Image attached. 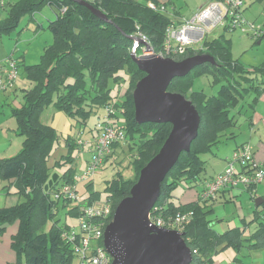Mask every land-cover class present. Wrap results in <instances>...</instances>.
Instances as JSON below:
<instances>
[{"label":"trees","instance_id":"16d2710c","mask_svg":"<svg viewBox=\"0 0 264 264\" xmlns=\"http://www.w3.org/2000/svg\"><path fill=\"white\" fill-rule=\"evenodd\" d=\"M88 2L103 12L107 20L100 19L89 7L72 0H14L6 5L5 0H2L1 3L6 12L0 19V33H8L17 26L21 16L37 11L43 5L57 9L56 17L47 25L53 40L44 46L38 63L26 66L24 77L27 85L20 88L21 104L11 109L17 133L23 136L21 149L14 156L0 158V179H13L16 192L21 198L14 206L0 208V235L8 224L18 221L19 225L12 236L11 246L18 255L13 264H79L63 232L73 229L79 235L78 220L83 215L82 207L99 201L101 195L100 191L93 189L96 172L89 180L78 185L79 189L83 187L82 190L86 192L83 200L82 194L77 201L61 195L59 191L62 186L73 182L79 174L74 172L72 166L62 176L57 174L56 180L45 189L52 176L47 172L46 162L51 142L57 136L51 126L39 119L43 107L52 105L64 111L76 125L86 124L91 113L103 110L102 117L98 116L100 119L91 129V140L80 136L75 141L70 138L66 140L70 148L73 143L77 148L85 145L89 147L90 155L84 167L90 162L94 140L99 135L96 123L108 111L113 126L123 131L124 138L110 145V152L102 157L97 171L104 162L112 159L117 146L122 142L128 146L135 145L133 176L124 178L118 170L105 181V202L111 208L106 222L112 219L115 206L129 194L140 169L156 154L171 129L170 123H137L132 98L135 83L144 75L132 58V54L141 55L139 50L142 49V44L136 43L132 37L140 32L154 51H161L166 28L172 22L168 13L149 7L146 3L148 0ZM149 2L156 6L162 5L156 0ZM263 2L264 0H251L250 4ZM164 6L168 9L166 4ZM173 15L179 21V16L175 13ZM197 54H208L215 63L207 61L199 64L188 74L173 78L167 88L184 95L196 108L200 117L197 135L191 142L190 150L180 153L162 180L159 197L151 212L160 213L163 217L174 216L178 212H193L192 219L182 229L183 239L192 254L190 264H211L212 255L220 244L231 245L238 250L244 246V240L241 238V228L233 227L219 232L213 226L214 221L209 215L214 211L212 204L217 196L208 199L199 197L204 182L214 176L201 177L206 166L202 155L212 152V148L218 145L222 131L234 127L236 113L246 105L250 109L254 108L264 89V63L243 66L233 58L230 39L223 33L215 37H207L205 34L197 46L187 47L183 53L170 57L182 60ZM19 65L20 63L18 67ZM121 69L128 73L127 87L124 94L119 90L121 99L115 101L118 93L111 94V84H119L124 80L118 73ZM201 74H209L212 82L219 83L217 93L206 95L202 90L191 89L194 76ZM232 109L236 111L233 112ZM118 112L124 116V124H118ZM78 139L86 140V144L78 143ZM66 158L63 162L70 160L73 164L72 157ZM59 180L60 184L57 185ZM200 181L201 190L196 189L194 201L182 204L172 199L171 192L180 182L194 189ZM246 189L252 191L251 188ZM223 192L222 190L218 194ZM56 193L59 194L58 197H55ZM60 202L62 208L68 209L66 215L77 219V225L59 224L60 219L55 216ZM86 220L98 222L95 217H87ZM255 220L257 227L247 239V246L264 247V200L256 207ZM48 221L50 224L47 226Z\"/></svg>","mask_w":264,"mask_h":264},{"label":"rangeland","instance_id":"374dc122","mask_svg":"<svg viewBox=\"0 0 264 264\" xmlns=\"http://www.w3.org/2000/svg\"><path fill=\"white\" fill-rule=\"evenodd\" d=\"M192 1L194 0H186V3H183L180 8V10H182L181 12L185 14V16L191 17L194 14L193 13L192 15H190V11L195 9L194 6H191ZM175 2L178 3L179 1ZM243 2L244 5L241 8V14L243 15V17L248 22H253L254 25H259L264 28V11H262L264 10V4H250L249 0H243ZM0 9L1 19L5 16L6 10L4 8ZM55 15H57V9L46 4L33 13H27L21 16L18 20L17 26L14 29L10 30L8 33H0V56H2L3 54L6 55L13 53L20 63L18 68V77L14 85L4 91H0V96H2V98L0 99V114L5 113V115H3V117L1 118L2 122H6L5 117H7L6 119H12L13 122H16L15 117L11 114V109L14 107H19L21 104L22 90L19 86L23 82V84L26 83V78L24 77L26 66L38 63L44 46L52 42V33L49 31V29H47V25L56 17ZM221 33H223L226 38L230 39V49L232 56L234 59H237L238 62L242 63L243 66L250 67L252 65L257 66L264 63V37L257 40L256 37L252 35L250 30L246 29L245 25L237 26L236 28H227L226 30H224L222 26H218L212 32H209L206 35L207 37H214L218 36ZM140 51L141 50H139V53ZM118 73L121 74L124 80H122L119 84H111V94L113 95L117 94L119 90L122 92V94H124L127 87L128 73L125 69L119 70ZM25 86L26 84L23 85V87ZM219 86V83L212 82L211 75L201 74L199 76H194L191 89L202 90L206 95H213L217 93ZM1 93H4V95ZM120 99L121 95L118 93V97H115L114 100L118 101ZM238 108L239 106L237 107V110ZM234 111H236V109H234L233 112ZM102 112L103 110L99 109L98 111L89 115L86 120V124L76 125V122L73 123V120L64 111L57 109L52 105L43 107V109L39 113V119L42 123L51 126L57 136V138H55L53 142H51L49 156L46 162L47 172L50 175L56 173L62 176V174L71 166L74 167L73 169L75 173H80V167L82 166L84 159L88 157V155H90L89 147L85 145L77 148L75 146V143H73L74 145L72 144V148H70L69 143H67L66 140L67 138H70L71 140L74 139L73 141H75L80 135L83 138L90 140L92 133L91 129L93 128L94 123L101 116ZM123 117L124 116L121 115V113H117V118H119L118 124H124ZM243 126L244 124H242V129L245 130ZM232 132L236 135H239V127H229L222 131V135L220 136V142L218 143V145L212 148V152L202 155L203 159H205L206 166L201 174V177L208 178L214 173L219 172L223 168L225 164L224 157L226 155L230 156L231 145L234 144L231 135ZM16 133L17 131L14 130L11 135V139L14 140L12 144L13 151L9 149L10 153L7 152L6 154L11 155L7 156H14L21 149L23 136ZM126 141L128 142V138L126 139ZM117 147L118 148L116 149L112 159L104 162L93 177V189L101 192L99 201H95V203L101 204L105 201L106 193L105 191H103L105 187V181L107 179H110L116 171L119 170L124 178L133 176L134 172L132 169V161L134 158L133 152L135 149V145L131 144L128 146L126 143L122 142ZM66 156L72 157L75 163L73 162V164H71L72 162L70 160L63 162L67 159ZM58 184H60V180L57 182V185ZM201 184L202 183L200 181L199 184L194 187V189H197V191L201 190ZM263 185L264 183H258L260 189L263 188ZM238 187L239 189H245L242 186ZM82 189L83 187L79 189L80 195L82 194L81 200L86 197V192ZM187 189L190 188L186 185V183L182 184L180 182L173 188L171 192L172 199L177 201L182 192ZM232 195H227V200L222 198L221 194L217 195L215 201L212 204V208L214 211L209 215L210 219L214 221L213 226L216 224H224L225 227L233 228L238 224H241L240 217L243 216V214H247L250 218V214L253 210V205H251L253 199H251L250 193L245 191L238 193V196ZM231 196L232 199L229 200ZM59 204V210L55 216L56 219H60L59 224L70 223L77 225L76 218L66 215L68 210L67 207L62 208V203L60 202ZM49 224L50 221L47 222V226ZM249 226L251 229L250 231H252L255 228V222L250 223ZM243 245V248L248 249L246 246V242H243ZM233 250V246L225 245L222 243L217 247L212 257L215 260H219L222 264H227L229 263V261L234 262L236 260L235 256L237 255L235 252H229ZM228 255H231L230 260L226 259Z\"/></svg>","mask_w":264,"mask_h":264},{"label":"water","instance_id":"95a60500","mask_svg":"<svg viewBox=\"0 0 264 264\" xmlns=\"http://www.w3.org/2000/svg\"><path fill=\"white\" fill-rule=\"evenodd\" d=\"M83 4L102 20L106 15L86 0H72ZM136 43L151 47L138 37ZM132 58L144 75L132 91L134 118L137 123H170L171 129L163 144L140 169L129 194L115 206L112 219L103 233V245L111 256V264H190L192 254L183 233L150 224L149 213L160 194V185L167 172L183 151H189L197 135L200 117L190 100L180 93L169 91L175 77L188 74L194 67L214 59L197 54L182 60L172 57L143 55ZM57 178L52 174L45 189ZM264 198H254L255 206Z\"/></svg>","mask_w":264,"mask_h":264},{"label":"built area","instance_id":"2783aa9c","mask_svg":"<svg viewBox=\"0 0 264 264\" xmlns=\"http://www.w3.org/2000/svg\"><path fill=\"white\" fill-rule=\"evenodd\" d=\"M0 2L2 3V0ZM243 5V0H209L189 18L180 17L177 21L172 15L170 18L172 22L165 31L163 49L157 52L151 48L147 51L142 45L141 55L170 57V55L183 53L187 47L197 46L205 34L218 26L236 28L245 25L253 36H261V26L248 22L241 14ZM148 6L167 12L164 5L156 6L152 2H148ZM136 37L146 42L142 33L138 32ZM17 77L18 64L16 59L13 56H8L0 60V91L12 87ZM109 112L96 123L99 135L94 140L89 164L75 176L73 182L63 185L59 191L61 195L72 201H77L80 198L78 185L89 180L97 172V166L102 161V157L110 152V145L124 138L123 131L113 126ZM77 142L86 144V141L81 139H78ZM262 178L263 170L254 159L251 145L246 143L237 147L227 157L225 167L221 172L204 182L199 197L200 199L216 197L222 190L242 186L252 189L250 193L253 199L255 198L254 187ZM58 196L59 194L56 193L55 197ZM94 203L88 207H82L83 215L78 220L80 234L77 235L73 229H67L63 232V236L70 242L71 249L79 264H111L112 258L103 245V233L109 222L106 221L111 213V208L105 201L97 205ZM192 214L191 211H185L178 212L174 216L163 217L160 213L150 211L149 220L150 224L156 227L182 232L184 225L192 219ZM87 217H95L98 222L88 221L86 220Z\"/></svg>","mask_w":264,"mask_h":264},{"label":"crops","instance_id":"0c3cea01","mask_svg":"<svg viewBox=\"0 0 264 264\" xmlns=\"http://www.w3.org/2000/svg\"><path fill=\"white\" fill-rule=\"evenodd\" d=\"M13 1L14 0H5V5L7 2H13ZM149 1H153V0H148V2ZM175 1H179V2L176 3ZM208 1L209 0H198V1L194 0V1H192L191 6H194L195 9L190 11L191 12L190 15L195 13L200 7H203ZM148 2H146V3H148ZM156 2L159 4H162V5L166 4L168 6L167 8L169 10L167 9L168 10L167 13H168L169 18H171L173 13L177 14V16H179L178 18L190 17V16H185V14H183L181 12L182 10H180L182 4L186 3V0H156ZM249 3H251V0H249ZM263 4H264V2H263ZM0 8H2L1 2H0ZM0 11H1V9H0ZM262 11H264V10H262ZM172 17L175 18L174 15ZM246 29L248 30L247 27H246ZM224 30H226V29H224ZM263 37H264V28H263V33L259 37V39L260 38L262 39ZM3 55H5V54H3ZM3 55L0 56V60H3L8 56H13L16 58V56H14L13 53L6 54L5 56H3ZM17 62H19V60H17ZM23 83H21V85L19 87L22 88L23 85H25V84L27 85V81L25 84H23ZM1 94L4 95V93H1ZM1 98H2V96H0V99ZM3 115H5V113L0 114V116H1L0 117V158H7V157H11V156H7V155H11V154H6L7 152L10 153L9 149H11L13 151L12 144H13L14 140L11 139V135H12L13 131L16 130V122H13L12 119H6L7 117H5L6 122H2L1 118L3 117ZM234 121H235L234 128H236V126L239 127V133L240 134L236 135L232 132V140L234 141V144L231 145L230 153H232L240 145H243L246 143L250 144L252 147L254 159L259 163L261 169L263 170V174H264V89L259 94L254 108L250 109L248 107V105L244 106L239 113L235 114ZM242 124H244L243 127L245 128V130L242 129ZM80 137L82 139H84L81 135H80ZM92 138H93V135H91L90 140ZM16 149H17V146H16ZM228 156L229 155H226L224 157L225 164H226V159ZM88 157H89V155H88ZM88 157H86L84 159V162H83L82 166L80 167L81 171L84 168ZM225 164H224L223 168L225 167ZM223 168L219 172H221L223 170ZM219 172H216L213 175H215ZM260 182L262 184L264 183V177L262 178V180ZM263 188H264V185H263ZM263 188L260 189L258 184L254 187V191H255L254 197L255 198L256 197L264 198ZM231 189L232 190H226L223 193H221V197L226 199L228 197L227 195L230 196V195L234 194L232 196H238V193L245 192V191L249 192L246 188L245 189H243V188L239 189V187H237V188H231ZM250 195H251V193H250ZM232 196L229 200L232 199ZM195 199H196V189L190 188V189L183 191L177 200L180 203L185 204V203H189L191 201H194ZM20 201H21L20 197L17 194L15 186H14V180L13 179H10V180H1L0 179V208L1 207L14 206L17 203H19ZM94 204L97 205L100 203H94ZM251 205H253L252 206L253 210L250 214V218L247 214H243V216L240 217L241 218V224H238L237 226H235V227L241 228L243 230L241 238L244 240V242H246V246L248 244L247 239L250 238L251 234L255 231V229L257 227V221L255 220V212H256L257 206H255V204H254V198H253ZM241 214H242V211H241ZM239 215H240V213H239ZM252 222H255V228L252 231H250L251 229H250L249 224ZM18 226H19L18 221H14L13 223L8 224L5 228V230L0 235V264H13L16 262V260L18 258L16 251L11 246L12 236L17 232ZM214 228L219 232L230 229V227H225L224 224H216V225H214ZM243 247L244 246H241L238 250L233 248L234 249L233 251H229V252H235L237 256H235L236 260L234 262L229 261V263H227V264H264V247L263 246H259V247H248L247 246L248 249H245ZM238 253H239V255H238ZM226 259L230 260L231 255H228V257ZM76 261H77V259H76ZM23 264H25V263H23ZM211 264H222V263L219 260H215L213 258Z\"/></svg>","mask_w":264,"mask_h":264}]
</instances>
